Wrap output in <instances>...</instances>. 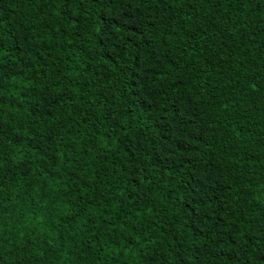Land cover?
I'll return each instance as SVG.
<instances>
[{
	"label": "trees",
	"instance_id": "16d2710c",
	"mask_svg": "<svg viewBox=\"0 0 264 264\" xmlns=\"http://www.w3.org/2000/svg\"><path fill=\"white\" fill-rule=\"evenodd\" d=\"M0 264H264V0H0Z\"/></svg>",
	"mask_w": 264,
	"mask_h": 264
}]
</instances>
